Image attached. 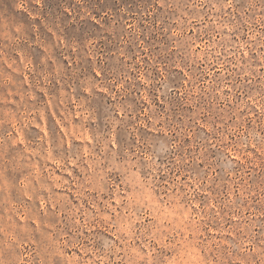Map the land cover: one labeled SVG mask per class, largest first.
I'll list each match as a JSON object with an SVG mask.
<instances>
[{"label": "rangeland", "instance_id": "obj_1", "mask_svg": "<svg viewBox=\"0 0 264 264\" xmlns=\"http://www.w3.org/2000/svg\"><path fill=\"white\" fill-rule=\"evenodd\" d=\"M170 3L161 9L153 0H0V237L27 236L39 227L54 241L72 213L80 216L81 205L90 207L79 195L82 169L76 161L57 163L55 149L41 159L30 145L35 132L44 135L49 116L38 102H47L49 90L72 68V47L93 29L110 41L97 43L113 62L123 61L121 49L143 55L131 43L133 29L147 45L145 36L166 13L172 30L181 32L175 39L194 40L192 55L206 73L199 109L218 113L225 122L213 115L220 135L208 133L205 116L187 130L185 143L197 159L179 183L189 192L201 191L190 205L164 208L163 218L185 235L189 225L202 233L210 264H264V157L256 148L247 151L248 159L225 150L231 141L247 140L251 147L264 137L259 120L264 108V0H231L230 6L229 0ZM183 108L176 119L192 124L189 117L197 107ZM76 143H82L78 137ZM113 243H119L116 235L107 232L94 240L99 246ZM36 247L34 239L26 243L22 261L43 259L32 251ZM76 254L83 255L79 249Z\"/></svg>", "mask_w": 264, "mask_h": 264}, {"label": "clouds", "instance_id": "obj_2", "mask_svg": "<svg viewBox=\"0 0 264 264\" xmlns=\"http://www.w3.org/2000/svg\"><path fill=\"white\" fill-rule=\"evenodd\" d=\"M153 3L161 9L172 7L170 0ZM158 25L145 36L147 45L133 29L136 39L131 43L143 55L121 49L123 61L102 55L104 48L97 41H110L93 29L72 47V68L49 90L47 102H38L49 116L44 135L35 132L30 145L41 159L47 160L55 149L52 159L57 163L76 161L82 169L79 195L90 207L81 205L80 216L72 213L54 241L39 227L27 236L0 237V264H33L21 259L24 245L33 239L37 247L32 251L43 257L35 264H210L202 233L189 225L185 235L163 218V209L190 205L193 194L201 191L189 192L179 183V176L197 159L185 143L187 130L205 116L208 133L220 135L213 115L221 124L225 121L218 113L199 109L206 73L192 55L194 40L175 39L181 32L172 30L166 13ZM185 104L198 109L189 117L192 124L176 119ZM259 120L264 125V108ZM77 137L82 143H76ZM209 144L217 147L211 140ZM228 148L245 159L247 151L256 148L264 157V137L251 147L247 140L231 141ZM104 232L116 235L119 243L95 245ZM77 249L83 255H77ZM131 252L135 255L126 259Z\"/></svg>", "mask_w": 264, "mask_h": 264}]
</instances>
